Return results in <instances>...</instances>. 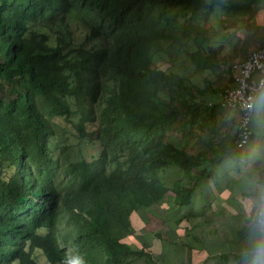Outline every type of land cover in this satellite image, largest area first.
<instances>
[{"label":"trees","instance_id":"obj_1","mask_svg":"<svg viewBox=\"0 0 264 264\" xmlns=\"http://www.w3.org/2000/svg\"><path fill=\"white\" fill-rule=\"evenodd\" d=\"M239 5L0 0V82L14 95L0 98V264H40L34 251L49 264H70L57 236L63 217L83 264L149 256L121 240L132 232L129 216L164 192L161 167L198 163V154L176 145L172 132L180 122L199 117L207 130L216 116L204 102L215 94L207 80L199 87L156 62L193 41L195 69H215L220 61L204 24L216 6ZM56 119L73 124L76 141L97 140V155L73 159L76 142L61 137ZM53 136L60 139L58 156Z\"/></svg>","mask_w":264,"mask_h":264},{"label":"crops","instance_id":"obj_2","mask_svg":"<svg viewBox=\"0 0 264 264\" xmlns=\"http://www.w3.org/2000/svg\"><path fill=\"white\" fill-rule=\"evenodd\" d=\"M234 1L242 5L239 12L232 9L224 17L229 21H224L221 42L231 61L230 81L204 101L215 103V127L202 129L198 117L184 125L181 121L183 127L172 132L180 147L198 154L199 161L188 170L174 164L161 167L157 176L164 192L148 208L130 214L132 232L121 239L144 248L148 264H250L246 254L252 228L247 210L256 193L246 185L254 177L264 182V117L260 129L252 125L258 103H264V88L255 100L250 141L242 149L234 146L239 112L217 103L224 89L233 86L232 65L252 49L264 48V21L256 26L251 22L261 1ZM258 124L255 121L254 126Z\"/></svg>","mask_w":264,"mask_h":264},{"label":"rangeland","instance_id":"obj_3","mask_svg":"<svg viewBox=\"0 0 264 264\" xmlns=\"http://www.w3.org/2000/svg\"><path fill=\"white\" fill-rule=\"evenodd\" d=\"M258 4H260V0ZM223 10L220 7H215L213 12L209 14L207 22L204 24L205 34L209 38V45L212 46L217 51V56L220 61L215 66V69H206L203 71H198L192 65L190 61V53L194 50L193 41L186 43L182 48H178V45L174 46L171 52H168L164 57L163 61L156 62V65L167 71H174L180 74L187 75L193 83L202 87L204 85L203 80H207L214 91H219V89L225 87L230 81L231 75V61L225 58L224 48H222V37L224 31V21H229L228 18L224 20V17L230 15L233 11L239 12L238 9L233 10ZM245 12V11H244ZM220 20H223V23L220 26ZM264 21V1L261 2V6L256 11V14L251 20L252 24H260ZM256 26V25H255ZM0 48V53H1ZM13 91L8 83L0 82V98L9 99L12 98ZM36 99L39 100V97L36 96ZM259 107L255 111L253 117L252 125L256 129L262 127L263 117H264V103L260 100L258 103ZM255 121H259L257 126H254ZM56 122L59 125H62L61 137L69 136L72 141L76 142L77 148L72 153L73 159H93L100 148L99 142L89 141V140H79L74 139L75 129L72 123H68L62 119H56ZM190 123V122H188ZM189 126V125H188ZM179 141V140H178ZM176 145L180 146L179 142H176ZM51 152L54 156H58L60 151V139L58 136H53L50 141ZM133 215L129 216V219H132ZM73 226L67 223L65 217L62 218L60 225L58 227L57 236L59 238L60 244L65 248L70 259V264H78L79 261H82L81 256L75 252V249L72 247V241L74 238ZM34 259L40 264H49L42 253L39 251L33 252ZM129 264H148L145 258H136Z\"/></svg>","mask_w":264,"mask_h":264},{"label":"built area","instance_id":"obj_4","mask_svg":"<svg viewBox=\"0 0 264 264\" xmlns=\"http://www.w3.org/2000/svg\"><path fill=\"white\" fill-rule=\"evenodd\" d=\"M232 70L233 86L224 89L217 105L223 109H235L239 112L234 146L242 149L250 141L255 100L264 88V48L252 49L245 59L232 65ZM195 103L198 104V101ZM214 104L207 103V106Z\"/></svg>","mask_w":264,"mask_h":264},{"label":"clouds","instance_id":"obj_5","mask_svg":"<svg viewBox=\"0 0 264 264\" xmlns=\"http://www.w3.org/2000/svg\"><path fill=\"white\" fill-rule=\"evenodd\" d=\"M246 186L248 190L256 193V198L247 210L252 228L250 234L252 243L246 259L250 264H264V182L254 177L247 181ZM78 264H83V261H79Z\"/></svg>","mask_w":264,"mask_h":264}]
</instances>
